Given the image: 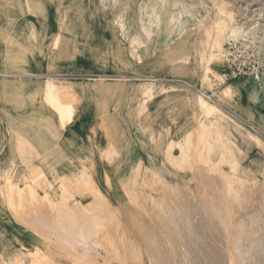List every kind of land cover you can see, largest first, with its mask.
<instances>
[{"label":"rangeland","instance_id":"1","mask_svg":"<svg viewBox=\"0 0 264 264\" xmlns=\"http://www.w3.org/2000/svg\"><path fill=\"white\" fill-rule=\"evenodd\" d=\"M237 40L264 55V0H0V264H264V70L214 87Z\"/></svg>","mask_w":264,"mask_h":264},{"label":"built area","instance_id":"2","mask_svg":"<svg viewBox=\"0 0 264 264\" xmlns=\"http://www.w3.org/2000/svg\"><path fill=\"white\" fill-rule=\"evenodd\" d=\"M223 68L214 79V87L219 88L235 79L256 74L264 70V55L244 40L233 41L227 45ZM203 97L213 100L211 94L198 91Z\"/></svg>","mask_w":264,"mask_h":264},{"label":"crops","instance_id":"3","mask_svg":"<svg viewBox=\"0 0 264 264\" xmlns=\"http://www.w3.org/2000/svg\"><path fill=\"white\" fill-rule=\"evenodd\" d=\"M31 20L32 21H36L37 23H39L38 21L41 20V19L40 18H37V17H35L33 15H31ZM44 21L47 22V23L52 24L54 22L53 15H51L49 13L45 14ZM34 27L37 28L36 25H34ZM38 28H39V26H38ZM34 32H38V31L35 30ZM39 36H40V34H39ZM39 38H41V37H39ZM31 42H32V45L34 47L35 46L42 47L41 44L40 45L39 44L37 45L36 41H34V40H32ZM87 60H89V59H86V57H84V56H80V55L75 56L73 58V61L74 62H73V65H72V72H71V74L72 75H77L79 72H75V71H78L81 67L82 68L85 67V65L87 63ZM31 61H32V65L31 66L33 68L32 70H33V72H35V74L41 75L43 77H46L45 79H48L49 77H52L54 79H57L58 78L57 76H49L50 74L47 72V67H48L47 66V64H48V59L47 58H45V57L41 58V56H39V57H32L31 58ZM73 66H74V68H73ZM63 70L64 69H62L61 71H59L57 73V75L63 77V75L65 74ZM245 101H246V95H243V103H245ZM246 107L247 106H245L243 108H246ZM86 111L90 112L89 109H87V110L84 109L77 116H79V117L86 116ZM248 112H250V110H248ZM262 112H264V106L263 105L262 106L261 105H255L254 106V111H251V113H250L252 115H250L249 113L248 114L250 116H254V118L256 117L258 119L259 117H258L257 114L258 113H261L262 114ZM255 115H257V116H255ZM246 119L248 120L249 118H246ZM77 126L78 125L74 126L73 128L75 129ZM77 133H80V132H77ZM2 218H4V216H2Z\"/></svg>","mask_w":264,"mask_h":264},{"label":"bare ground","instance_id":"4","mask_svg":"<svg viewBox=\"0 0 264 264\" xmlns=\"http://www.w3.org/2000/svg\"><path fill=\"white\" fill-rule=\"evenodd\" d=\"M215 5V4H214ZM222 8V7H221ZM217 9V8H216ZM225 12V11H224ZM209 105V104H208ZM262 114H264V113H262ZM198 164V163H197ZM196 166V165H195ZM205 167V166H204ZM197 170V169H196ZM198 172V171H197ZM198 174V173H197ZM196 174V175H197ZM212 180V179H211ZM209 182V181H208ZM216 195H218V194H216ZM209 200V199H208ZM237 258V257H236ZM210 260V259H209ZM195 262V261H194ZM193 263V262H192ZM243 264H245V263H243Z\"/></svg>","mask_w":264,"mask_h":264}]
</instances>
